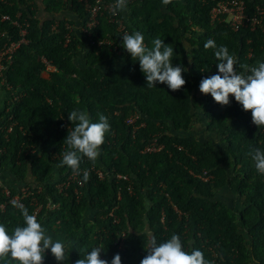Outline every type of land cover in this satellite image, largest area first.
<instances>
[{"label": "trees", "instance_id": "trees-1", "mask_svg": "<svg viewBox=\"0 0 264 264\" xmlns=\"http://www.w3.org/2000/svg\"><path fill=\"white\" fill-rule=\"evenodd\" d=\"M26 2L0 0V43L6 37L19 41L13 22L26 30V42L4 73L18 98L0 88V171L14 183H0V223L9 233L24 226L11 199L26 188L27 196L17 203L30 215L41 207L38 222L66 245L62 264H75L95 247L109 264L116 254L122 264H141L150 235L160 244L173 234L184 251L198 249L210 264H264V174L251 156L254 149L264 150V127H257L233 96L221 106L210 94H194L203 78L218 74L215 51L221 46L237 58L239 72L250 74L264 62V35L211 22L213 0L127 2V17L117 10L127 21L126 32H140L148 48L156 38L164 40L174 49L173 65L187 69L185 86L172 91L159 82L148 86L139 61L124 49L117 25L109 21L110 12H101L86 43L74 29L87 16L82 2L42 0L45 17L34 0ZM257 3L264 8V0H248L247 6ZM69 8L75 19L59 16ZM68 24L72 30L66 43ZM209 39L216 48L204 47ZM41 58L56 68L47 78ZM73 110L86 112L91 122L101 114L108 118L110 131L100 156L104 169L87 157L81 159L79 174L58 166L70 150L65 139L75 126L68 119ZM196 124L200 128L192 132ZM151 145L163 147L146 152ZM72 173L82 185L74 181L59 190ZM0 264L17 262L9 255ZM43 264L61 262L49 249Z\"/></svg>", "mask_w": 264, "mask_h": 264}, {"label": "clouds", "instance_id": "clouds-1", "mask_svg": "<svg viewBox=\"0 0 264 264\" xmlns=\"http://www.w3.org/2000/svg\"><path fill=\"white\" fill-rule=\"evenodd\" d=\"M162 3L168 5L171 0H162ZM126 8L127 0H116L112 14L116 15L117 10L124 11ZM117 34L119 38H123L122 46L130 53L132 59L139 61L149 87H155L156 82L166 84L172 91H178L185 86L186 80L182 73L187 69L173 65L174 49L169 44H165L164 40L156 38L152 42L153 47L148 48L140 32L126 33L123 36ZM204 47L206 49L216 48L215 41L209 39ZM114 49L117 50V47ZM215 57L219 61L217 63L218 74L203 78L199 85L200 92L205 95L210 94L221 106H228L229 97L233 96L245 111L251 112L252 122L257 127H264V62H259L258 66L249 69L250 74H245L237 70V58L229 54L226 46L219 47L215 51ZM43 73L46 72L43 71ZM0 88H5V91L14 97L4 74ZM17 98L15 96V100ZM68 119L71 123L75 122L73 130L68 132L65 139L70 150L63 153L62 161L58 166L66 165L79 174L82 157L95 162L100 156V149L105 142V134L110 131V124L103 114L99 115L98 122H91L86 112L76 110L69 113ZM158 147L162 149L163 146ZM32 153L35 152L32 151ZM251 156L258 173L264 174V150L254 149ZM202 178L203 180L208 178L205 172ZM88 179L89 172L84 171L83 182H87ZM13 205L21 210L24 226L15 227L10 234L7 227L0 223V259L10 255L17 264H43L45 251L50 249L56 261L62 264L66 259L65 243L53 240L38 222L37 217L30 215L23 204L13 201ZM147 249L148 254L141 260V264H210L202 251L198 249L190 253L184 251L180 237L176 234L160 244H157L155 236L150 235ZM101 251V248L95 247L86 254L85 258L78 259L75 264H109L108 260L101 259ZM111 264H122L121 256L116 254Z\"/></svg>", "mask_w": 264, "mask_h": 264}, {"label": "built area", "instance_id": "built-area-1", "mask_svg": "<svg viewBox=\"0 0 264 264\" xmlns=\"http://www.w3.org/2000/svg\"><path fill=\"white\" fill-rule=\"evenodd\" d=\"M83 3L84 9L87 13L86 18L82 21L81 26L78 28V32L86 38L89 35V30L93 28L97 24V18L101 14L102 11H107L111 13L110 22H114L116 24V31L123 36L126 34L125 26L119 20L118 13L113 15V5H115L116 0L112 3L102 2L101 0H96L94 4L87 3V0H79ZM137 0H127V2H135ZM214 4L212 5L209 16L210 21L215 23H225L227 26L233 31L238 32L241 29H248L250 32H254L259 30L264 35V8L262 4H255L252 8L249 9L247 6L248 0H213ZM258 1V0H256ZM263 1V0H262ZM201 2H206V0H201ZM2 20H8L7 16H2ZM121 22V23H119ZM13 25L19 27V35L20 39L18 42L8 41V37L2 41L0 44V83L3 82V74L8 69V66L12 63V54L19 47L20 44L25 43L26 40L24 38L26 34V30L18 26L16 22H13ZM69 26H66V29H69ZM71 29V28H70ZM54 30V29H52ZM72 30V29H71ZM70 30V31H71ZM4 35L2 34V37ZM1 37V38H2ZM5 37V36H4ZM68 38V37H67ZM8 41V42H6ZM68 42V39L65 40ZM251 55V54H250ZM41 62L44 64V71L46 73L55 72L56 68L45 58H41ZM15 98V96L13 97ZM12 130V125H9L6 129V133L9 134ZM160 147H155V145H151L146 148V152L158 151ZM99 177H102L101 172L98 173ZM118 179L126 180V177H117ZM67 182L61 184L59 186V190L66 188L71 182L76 181L79 186L82 185L80 181L76 179V173H72L66 180ZM20 195L13 197L11 201H19L27 196V189L21 188ZM3 193L9 196V192L7 189H3ZM3 208V206H1ZM41 207L37 206L33 212V215H37L40 211Z\"/></svg>", "mask_w": 264, "mask_h": 264}, {"label": "rangeland", "instance_id": "rangeland-1", "mask_svg": "<svg viewBox=\"0 0 264 264\" xmlns=\"http://www.w3.org/2000/svg\"><path fill=\"white\" fill-rule=\"evenodd\" d=\"M138 1V0H137ZM137 1H135V2H132L133 4L134 3H136ZM34 2L36 3V4H38L39 5V7H38V9L39 10H41V12H42V16L43 17H45V13H44V11H42V6H41V2H42V0H34ZM33 3V0H31V1H29L28 0V2H26V4H32ZM67 8H68V6H67ZM39 10H36V12L38 13L39 12ZM126 12H129V10L126 8L124 11H122V13L123 14H125ZM71 14H73L72 13V10L69 8V9H65V11H63L62 13H60V17H64L66 20H71L70 19V16H71ZM47 16V15H46ZM74 16H75V14H74ZM77 16V15H76ZM126 17H127V13H126ZM119 20H121V19H119ZM122 21V20H121ZM75 22H77V20L75 21ZM119 23H121V22H119ZM123 26H126V24H127V21H126V24L122 21V23H121ZM128 24L130 25V23L128 22ZM55 24L54 25H52V29H54L55 28ZM67 26H69L70 28H71V26L68 24ZM67 29V31H68V33L65 35V38L66 39H68V42L70 41V30L72 29ZM55 30V29H54ZM76 31V30H75ZM127 34H128V32H126ZM80 34V33H79ZM81 35V34H80ZM82 36V35H81ZM68 37V38H67ZM83 37V36H82ZM82 40L84 41V42H88L87 40H86V38L85 37H83L82 38ZM67 43V42H66ZM1 44V43H0ZM81 59V57H78V58H76V62H78L79 60ZM83 61V60H82ZM116 62H120L121 63V61H120V59H119V61H116ZM81 64H83L84 65V63H81ZM42 75H43V77H45V78H47L48 77V75H49V73H42ZM195 95H197V96H199V94H202L201 92H200V90H199V88L195 91V93H194ZM130 121H132V119L130 120ZM199 128H200V126L198 125V124H196V125H193L192 126V128H191V131L193 132V131H197V130H199ZM100 152H101V149H100ZM100 156H101V154H100ZM98 157L97 158V161H98V163L103 167V169L105 168L104 167V165H103V163H101V157ZM3 176H5L4 177V179H3ZM12 182V179L10 178V176L8 175V174H1V171H0V183H1V185H3V186H5L6 187V184H14V183H11ZM4 189V188H3ZM223 194H225V195H227L228 194V192H226V191H224L223 192ZM47 234H49V233H47ZM50 235V234H49ZM61 242H63L62 241V239L60 238L59 239Z\"/></svg>", "mask_w": 264, "mask_h": 264}, {"label": "crops", "instance_id": "crops-1", "mask_svg": "<svg viewBox=\"0 0 264 264\" xmlns=\"http://www.w3.org/2000/svg\"><path fill=\"white\" fill-rule=\"evenodd\" d=\"M75 18H76V16H74L73 14H71L70 19L73 20V19H75ZM76 20H77V19H76ZM76 20H75V21H76ZM79 27H80V26L77 27V26L74 25V29H75L77 32H78V28H79ZM78 34H79V33H78Z\"/></svg>", "mask_w": 264, "mask_h": 264}]
</instances>
